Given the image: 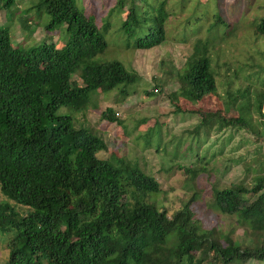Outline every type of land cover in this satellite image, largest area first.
<instances>
[{
  "label": "trees",
  "instance_id": "16d2710c",
  "mask_svg": "<svg viewBox=\"0 0 264 264\" xmlns=\"http://www.w3.org/2000/svg\"><path fill=\"white\" fill-rule=\"evenodd\" d=\"M167 1L148 4L151 9L144 16L130 3L118 27L125 49L149 50L163 43ZM14 2L0 0V11L9 19ZM124 4L117 0L115 7L123 10ZM30 8L47 18L43 30L48 40L56 33L63 43L60 48L43 41L12 46L8 25H0V231L12 232L5 264H264L261 172L250 185L210 190L208 207L235 218V228L242 231L238 239L233 238L235 228L220 232L199 225L191 209L197 192L170 215L151 201L132 207L120 202L126 193L156 194L158 184L135 168H116L120 164L111 157L98 158L102 141L57 110L83 109L92 93L116 91L119 99L125 98L139 76L118 61L95 60L106 49L108 24L96 27L74 0H32ZM19 17L15 19L24 32L29 19ZM215 24L228 29L217 15ZM254 33L264 39V14L255 21ZM207 45L197 41L174 74L178 91L191 100L217 92ZM240 90L233 89L236 96L224 94L241 102L246 91ZM263 102V93L254 95L257 115ZM199 116L196 136L214 124L217 131L229 127L259 134L249 132L240 116ZM100 119L120 124L109 108ZM258 124L264 135V122ZM183 171L191 179L196 176L192 168Z\"/></svg>",
  "mask_w": 264,
  "mask_h": 264
},
{
  "label": "rangeland",
  "instance_id": "374dc122",
  "mask_svg": "<svg viewBox=\"0 0 264 264\" xmlns=\"http://www.w3.org/2000/svg\"><path fill=\"white\" fill-rule=\"evenodd\" d=\"M74 1L84 16L93 18L96 27L108 24L103 33L106 49L95 60L118 61L126 70L134 71L139 81L125 98L119 99L116 91L92 93L85 108L73 111L60 107L57 115H68L74 127H83L102 141L98 158L111 157L120 164L116 168H135L156 181V194L122 195L120 202L125 207H132L137 201H151L170 215L197 192L191 209L203 229L226 232L230 227L235 228L234 217L221 215L208 204L213 186L222 189L236 184L250 185L260 172L264 175V135L258 124L264 122V102L260 115L253 111L252 104L254 95L264 94V39L254 33L255 21L264 14V0H168L163 43L137 51L124 48L119 24L131 2L144 16L151 9L148 4L156 0H125L123 10L116 9L117 0ZM14 3L12 19L0 11V25H8L12 46L31 47L43 41L61 47L63 38L56 33L48 40L43 30L47 18L44 15L39 18L30 8L32 0ZM216 15L228 29L215 26ZM26 16L29 26L21 32L15 17ZM197 41L209 43L207 57L217 92L191 100L178 91L174 74L183 67ZM73 80L77 79L73 77ZM227 82H230L229 90H226ZM237 87L246 91L245 98L233 103L224 92L236 96L233 89ZM151 92L152 95L145 94ZM105 108L117 115L120 124L100 119ZM219 113L224 117L240 116L249 132L258 131V136L229 127L217 131L216 124L207 133L194 134L200 114L212 117ZM185 168L194 169L196 176L191 179L190 173H184ZM241 232L235 228L233 238H240ZM11 236V231H0V264L6 262Z\"/></svg>",
  "mask_w": 264,
  "mask_h": 264
}]
</instances>
